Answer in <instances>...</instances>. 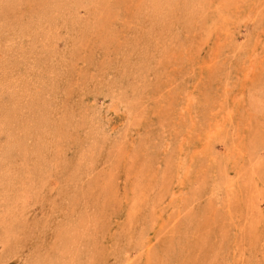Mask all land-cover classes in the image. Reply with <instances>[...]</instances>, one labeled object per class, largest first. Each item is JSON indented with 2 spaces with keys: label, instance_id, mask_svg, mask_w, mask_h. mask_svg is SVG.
I'll use <instances>...</instances> for the list:
<instances>
[{
  "label": "rangeland",
  "instance_id": "374dc122",
  "mask_svg": "<svg viewBox=\"0 0 264 264\" xmlns=\"http://www.w3.org/2000/svg\"><path fill=\"white\" fill-rule=\"evenodd\" d=\"M0 264H264V0H0Z\"/></svg>",
  "mask_w": 264,
  "mask_h": 264
}]
</instances>
